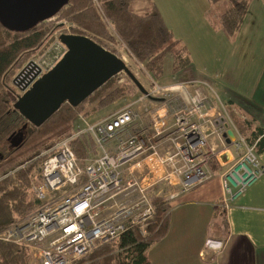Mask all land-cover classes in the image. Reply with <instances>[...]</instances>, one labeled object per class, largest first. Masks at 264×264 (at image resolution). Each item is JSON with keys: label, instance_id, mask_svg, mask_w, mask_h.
Masks as SVG:
<instances>
[{"label": "built area", "instance_id": "obj_1", "mask_svg": "<svg viewBox=\"0 0 264 264\" xmlns=\"http://www.w3.org/2000/svg\"><path fill=\"white\" fill-rule=\"evenodd\" d=\"M162 90L152 82L148 93ZM203 101L196 92L187 111L174 114L172 124L166 119H153L149 127L142 125L140 115L132 107L97 122L79 116V126L50 148L40 167L41 184L34 188L40 207L24 222L1 232L0 241L27 249L36 264H75L98 246L131 229H137L146 238L155 216L153 197L170 203L214 177L207 171L211 162L223 166L219 157L228 149L220 154L215 152L216 146L208 144V135L203 131L207 124L217 126L221 142L220 136L232 129L234 138L224 147L238 139L245 143L233 124L231 129L225 128L224 122L218 127L216 120L206 119L200 113ZM144 111L152 117L149 110ZM193 116L205 119L204 123L192 121ZM83 134L92 138L96 154L85 164L79 162L70 147ZM223 139L226 141L227 137ZM162 141L170 145V151L163 155L157 148ZM249 152L255 153L254 145ZM257 158L250 155L251 168L242 173L230 174L227 179L219 176L222 190L229 195L222 198L224 209L264 175ZM160 184L168 188L166 194L157 190ZM64 187L70 191L51 202L48 194ZM205 247L220 254L223 244L208 240Z\"/></svg>", "mask_w": 264, "mask_h": 264}, {"label": "trees", "instance_id": "obj_2", "mask_svg": "<svg viewBox=\"0 0 264 264\" xmlns=\"http://www.w3.org/2000/svg\"><path fill=\"white\" fill-rule=\"evenodd\" d=\"M135 1L69 0L56 16L73 25V35L86 37L121 58L114 46L118 44L155 81L164 76L167 56H171L172 74L188 68L191 65L190 53L174 37L158 7L152 6L147 12H137L133 10ZM208 1L213 4L229 2L219 15L218 25L226 36L233 37L252 0ZM46 23L42 22L26 33L9 32L0 26V169L59 135L77 116L87 118L90 113L132 95L134 89L129 78L121 85H116L113 78L78 107L64 104L48 121L39 128H33L29 134L30 126L13 109V104L22 94L17 92L11 82L24 68L25 62L38 59L53 41V38L47 39L52 35V24ZM231 106L232 103H228L226 111L233 124L240 135L245 136L246 143L255 146L256 155H261L264 152V130L254 120L237 119L230 110ZM21 135V143L18 146L11 145L9 138L17 136L18 139ZM94 146L92 138L84 134L70 143L72 151L80 160L87 158L90 151L95 153ZM45 158L46 155H41L27 159L0 178V233L24 221L40 207L41 202L34 188L40 185L38 169ZM212 163L217 166L216 162ZM153 203L155 216L146 238H142L137 229H131L117 239L98 246L75 264H150L148 251L166 235L170 214L169 205L162 198H154ZM225 211L222 204L217 207L208 226L209 240L224 243L228 237ZM0 264L34 263L27 249L0 241Z\"/></svg>", "mask_w": 264, "mask_h": 264}, {"label": "crops", "instance_id": "obj_3", "mask_svg": "<svg viewBox=\"0 0 264 264\" xmlns=\"http://www.w3.org/2000/svg\"><path fill=\"white\" fill-rule=\"evenodd\" d=\"M141 1L136 0L133 8L135 7L137 12H147L152 5L144 6ZM183 1L193 9L200 8L199 15L196 13L194 16L196 29L191 26L186 29L180 24L183 22L182 17L173 12L167 18L169 13L158 8L174 37L187 47L191 57H194L196 52H200V57L202 51L212 48L215 42L223 52L224 63L220 70L211 73L206 71V68L195 67L192 58V64L188 68L172 74L171 59L168 63L166 59L164 76L154 82L166 90H179L177 95L189 105L196 92L200 93L204 100L207 99L200 113L205 114L210 122H214L219 116L225 125L226 120L233 124L226 111L228 103L231 102L230 110L236 114L237 119L254 120L255 124L264 130V0L250 2L240 28L233 37L226 36L218 25L219 15L224 11L220 8L216 12L215 9H218L217 5L220 6V3L213 4L208 0H188L189 3ZM205 13L207 15L203 16ZM198 21L202 22V29L196 27ZM179 27L183 30L178 32ZM241 65L246 66L245 73H241ZM219 71H224L225 74L220 81L217 75ZM233 74L236 75L233 82L238 88L236 92L226 91ZM243 85L247 87L245 92L241 89ZM130 102L131 100H127L126 103ZM97 116L98 113L93 112L87 119ZM193 119L200 124L204 123L195 116L192 121ZM214 125H210L208 134V144L212 147H215V142L221 143L218 128ZM235 128L237 129L236 126ZM220 137L223 139V134ZM157 145L162 155L170 151V145L163 141ZM258 158L264 167V152ZM222 198L221 181L218 177H212L206 184L180 195L171 202L167 233L150 250V264H154L151 260V257H155L153 253L161 256L157 264H183L181 260L184 256H187L188 264H264V175L244 193L234 198L226 208L228 237L222 243V252L216 254L206 249L205 244L209 240V223ZM180 249H185L184 256L178 253Z\"/></svg>", "mask_w": 264, "mask_h": 264}, {"label": "water", "instance_id": "obj_4", "mask_svg": "<svg viewBox=\"0 0 264 264\" xmlns=\"http://www.w3.org/2000/svg\"><path fill=\"white\" fill-rule=\"evenodd\" d=\"M69 0H0V26L9 32L26 33L38 24L55 17ZM65 48L62 58L45 73L40 65L30 61L13 79L12 84L21 92L13 109L30 126L39 128L64 104L73 108L102 88L119 74H125L150 102L163 103L142 87L123 59L105 50L90 39L76 35H61ZM226 143L234 138L231 130L223 135ZM23 136L9 138L18 146ZM16 141V144H15Z\"/></svg>", "mask_w": 264, "mask_h": 264}, {"label": "rangeland", "instance_id": "obj_5", "mask_svg": "<svg viewBox=\"0 0 264 264\" xmlns=\"http://www.w3.org/2000/svg\"><path fill=\"white\" fill-rule=\"evenodd\" d=\"M186 1L188 2V0H186ZM141 2L144 4V6H145V4L147 5V7L151 6V5L156 6L159 9L164 10L166 13H169L167 15V18L169 15H172V13L174 12V14H176L178 17H182L181 20L183 22H180V24L183 25L184 27H186V29H188L187 28L188 26H191L192 29L193 28L196 29L195 25H194V16L196 13L198 14V11L200 10L199 7H194L195 9H193V7L190 4H185V1H183V0H142ZM228 3H229L228 1H221L220 6L217 5L218 9H215L216 12L220 8L225 10L228 6ZM177 7H179V8H177ZM133 10H135V7ZM202 15L206 16L207 13L202 14ZM45 22H48L46 24H52L51 33L53 36L49 35L47 39L53 38V41L49 45L47 51L44 52L43 54H41V56L38 59H36V58L31 59L28 62L24 63V67H25L26 65H28V63L30 61H34L37 64H40V68L42 69V71L44 73L47 70H49L53 65H55L62 58V55L64 54V53L62 54V51H63V49L65 50V48L60 44L59 37L61 35H73V33H72L73 25L68 23L65 19H60V18H58V16H55L52 19H49ZM201 24H202V22L198 21V23L196 24V27L198 29H202ZM181 30H183V29L181 27H179L178 32ZM197 35H199V34L197 33ZM114 46H115L116 51L118 52V55L121 56V59H123V61L127 64L128 68L133 73V75L136 77L138 82L142 85V87L147 92L151 93L150 92L151 83L154 82V80L151 78V76L143 70L142 66L136 65L134 59L129 55V52H127L124 48L120 47L118 44H116ZM199 54H200V52H196L194 57H191V55H190L191 64H192V58H193L194 63H195V67H199L201 69L206 68V71H209L211 73L215 72L216 70L221 69L225 58H224L223 52L217 47L215 42H213L212 48H210L206 51H202V54L200 55V57H199ZM44 59H47L48 61H50V63H48L47 66H44L42 63L44 61ZM166 59H167V63H168L170 61L171 57L167 56ZM201 61H205V62L202 63ZM230 64H231V62H230ZM240 67L243 68L241 70V73H245L246 66L241 65ZM229 68H232V67H229ZM221 72L222 71H219L217 73V75L219 77L218 81H220V79L225 76L224 71L222 73ZM17 74L14 76V78L17 76ZM232 76H233L232 78L230 76V78H231L230 84H228L226 91L236 92V88H238V86L236 84H234V82H233V80L236 78V75L233 74ZM127 78L128 77L125 74L121 73L115 77L114 82L116 83V85H121L123 82H125V80ZM13 79H12V81H13ZM150 79H152L151 83H150ZM11 85H12V82H11ZM241 89L245 92L247 90V87L245 85H243L241 87ZM16 90H17V92L19 91L17 88H16ZM131 93H132V95H128L127 97H122V99H119L116 102H114V103L106 106L105 108L97 111L96 113H98L99 116L90 117L89 120L87 118L86 119L88 121H93V122L101 121V120L106 119L109 116H111V115H113V114H115V113H117V112H119L125 108L132 107L133 109L137 110L138 114L140 115V118H141L140 121L142 122V125H144V127H149L152 124L151 120H153V119L157 120L158 122L166 119L168 124H172L173 120H174V114L175 113H178L180 111L186 112L187 108L190 107L188 102L182 101L181 97H179L177 95L180 93V91L177 89L166 90L163 88V90L161 92L151 94V96H153V97L165 99L163 103L150 102L147 98H144V100H142V102L141 101L139 102L138 99L140 97H143V96L139 93V91L135 88V86H134V89L132 90ZM191 94H193V93H191ZM189 99L191 100V98H189ZM127 100H131V102L126 103ZM206 100L207 99H205L204 101H206ZM204 101H203V103H204ZM91 106H93V105H91ZM87 108L89 109V107H87ZM145 109H147V110H149V112H151L152 117H149V115H146V113L144 111ZM159 109H161V110L159 111ZM158 111H159V113H158ZM157 113L159 114L158 116H157ZM219 115L222 116L223 114H219ZM94 119H96V120H94ZM213 119H214V117H213ZM214 120H216L218 127L221 125V123L223 124V121L220 119L219 116L216 117ZM193 121H195V120L193 119ZM226 122H227V124L225 125V128H230L232 123H230V121H228V120H226ZM77 123H78V116L59 135H57L56 137H54V138L50 139L49 141L43 143L42 146H39L36 150H34L32 152H28L23 158H19L15 163H12L10 165H6L4 168L0 169V178H2L3 177L2 175H4L6 172L10 171L11 169H13L17 165L22 164V162H24L27 159H32L33 157L41 156V155H46V158H47L50 148L54 144L59 142L61 139L71 135L74 132L75 127L77 126ZM210 129H211L210 125L207 124L203 129L204 135L207 136L210 133ZM241 137L244 138L245 143H242L238 139L234 143H231L230 145H227L224 147V145H226V141L224 139H222L221 143L216 144V142H215V146L217 145V148L215 149L216 153L222 154L221 152H223L224 148H227L228 151L226 150L227 152H225L223 155H221L219 157V160H220V162L223 163V166H219L217 164H216L217 166H213L214 163H212V164L210 163L207 166V171L212 176L214 175V177L219 178V176L223 175L227 179V178H229L230 174H234L236 172L242 173L243 170L250 167V164L248 163V158H250V155H254L256 157H257V155L255 153L249 152V149L251 148V146H249L246 143L245 136H241ZM207 140H208V138H207ZM94 155H96V154H93L92 151H90L87 158H85L83 160H80V159H78V160L80 163L85 164L84 162L87 161L88 159H90L91 157H94ZM45 159L43 160V162L45 161ZM43 162L41 163V165L43 164ZM257 162L260 166H262L263 163L261 160H259V158H257ZM41 165H40V167H41ZM40 167L38 169V174L40 172ZM207 182L203 183L202 185L206 184ZM40 184H41V180H40ZM195 188H197V187H195ZM221 190H222V188H221ZM69 191H70L69 187H64V188H61L59 191L51 192L48 195L51 199V202H53V201L59 199L61 196L67 194ZM166 191H168V190H166ZM166 191H165V193H166ZM233 192H234V190H231V194H233ZM222 194H223V197H225V198L229 197V195L226 193L225 190L224 191L222 190ZM24 221H22V222H24ZM22 222H20V223H22ZM20 223H18V224H20ZM12 226H10L8 229H6V232L8 230H10L12 228ZM152 247L150 250H152ZM150 250L148 251V254H147L148 257L150 255L149 254ZM178 253L180 255H183L185 253V249H180V251ZM153 256H155V257L154 258L151 257V260L154 262V264H157V260L161 256L159 254L157 255L156 253H153ZM31 257H32L33 263L36 264L32 254H31ZM82 259L83 258H81L80 260H82ZM186 259H187V256H184L183 260H181L183 264H188V263H186ZM80 260H78V261H80Z\"/></svg>", "mask_w": 264, "mask_h": 264}, {"label": "flooded vegetation", "instance_id": "obj_6", "mask_svg": "<svg viewBox=\"0 0 264 264\" xmlns=\"http://www.w3.org/2000/svg\"><path fill=\"white\" fill-rule=\"evenodd\" d=\"M157 190H161L162 192H163V194H166L169 190H168V188L164 185V184H160L158 187H157ZM166 190H168V191H166ZM165 191H166V193H165ZM154 198H161V197H153L152 198V202H153V199ZM162 201H164L163 200V198H162ZM165 202V201H164ZM173 202V201H172ZM165 203H167L168 205H169V210H170V204H171V202L170 203H168V202H165ZM154 204V203H153ZM155 206V205H154ZM226 210V209H225Z\"/></svg>", "mask_w": 264, "mask_h": 264}, {"label": "bare ground", "instance_id": "obj_7", "mask_svg": "<svg viewBox=\"0 0 264 264\" xmlns=\"http://www.w3.org/2000/svg\"><path fill=\"white\" fill-rule=\"evenodd\" d=\"M42 63H43L44 66H47L48 63H50V61H48L47 59H44V61ZM193 140H195V138H193Z\"/></svg>", "mask_w": 264, "mask_h": 264}]
</instances>
